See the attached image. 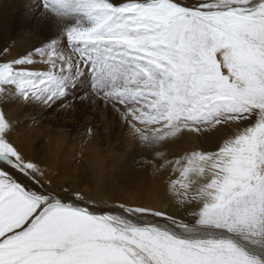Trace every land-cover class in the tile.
<instances>
[{
  "label": "snow or ice",
  "instance_id": "obj_1",
  "mask_svg": "<svg viewBox=\"0 0 264 264\" xmlns=\"http://www.w3.org/2000/svg\"><path fill=\"white\" fill-rule=\"evenodd\" d=\"M28 16L43 39L0 48V264H264V0H35ZM86 76L168 206L101 208L14 138L10 105L50 110Z\"/></svg>",
  "mask_w": 264,
  "mask_h": 264
},
{
  "label": "rangeland",
  "instance_id": "obj_2",
  "mask_svg": "<svg viewBox=\"0 0 264 264\" xmlns=\"http://www.w3.org/2000/svg\"><path fill=\"white\" fill-rule=\"evenodd\" d=\"M11 1H24L30 5L35 2ZM2 3H8V0H0V4ZM0 22V27L6 24L2 20ZM14 39L15 37L9 41L5 35L0 36V48L7 46L13 54L21 51L22 49L15 47ZM89 84V77L81 79L67 99L50 110L41 107L38 109L39 106L27 107V112L23 111L24 116L13 117L9 108L18 124L14 138L23 149L25 147L24 151L30 157L41 162V165L49 170L57 185L76 189L86 198L91 196L101 208L117 201L157 207L168 206L169 199L163 177L154 175L151 169L137 162L140 157L131 154L114 114L110 109L105 110L102 103L94 102ZM17 107L20 108L18 105ZM21 108L25 109L22 106ZM29 112H32V115L25 116ZM89 128L93 129L94 136L88 135ZM194 135L192 139L172 146L171 151L178 153L181 148L198 145L200 141ZM214 142V137H209V143ZM94 184L97 186V192L92 189ZM155 200L159 203L154 204ZM170 210L177 211L175 207Z\"/></svg>",
  "mask_w": 264,
  "mask_h": 264
},
{
  "label": "bare ground",
  "instance_id": "obj_3",
  "mask_svg": "<svg viewBox=\"0 0 264 264\" xmlns=\"http://www.w3.org/2000/svg\"><path fill=\"white\" fill-rule=\"evenodd\" d=\"M32 1V0H31ZM33 4V3H32ZM30 4L25 3L22 1L21 3L16 1L8 0V3H2L0 4V20L5 22L6 24H3L0 27V36L5 35L6 39L11 41L14 39V45L17 49H22L23 51L27 48H29L30 45L37 44V42L42 38L37 36L34 32H32V26L29 23V8ZM2 22V23H3ZM1 23V22H0ZM30 32L32 34H30ZM21 50V51H22ZM19 51V50H18ZM16 53V52H15ZM38 108V106H36ZM42 108V107H41ZM40 109V107L38 108ZM10 110L12 112L13 117H17L18 115L24 116V112L26 109H22L17 107V105H11ZM27 112V110H26ZM25 112V113H26ZM36 113V112H35ZM39 113V112H38ZM37 114V113H36ZM32 112L27 113L25 116H31ZM15 134V133H14ZM194 135V134H193ZM59 136V135H58ZM194 137H196L194 135ZM193 137V138H194ZM20 138V137H19ZM23 138V137H22ZM33 138V137H32ZM36 138V137H35ZM59 138V137H58ZM61 138V137H60ZM30 139V138H29ZM192 139V137H191ZM215 139V138H214ZM35 140V139H34ZM189 140V139H188ZM211 140V139H210ZM20 141V140H19ZM22 141V140H21ZM193 141V140H192ZM195 141V140H194ZM199 141V138H198ZM186 142V141H185ZM191 142V141H188ZM197 142V139L196 141ZM33 143V142H32ZM52 143V142H51ZM57 143V142H56ZM54 144V143H53ZM184 144V143H183ZM188 145V144H187ZM179 147V146H178ZM33 148V145H32ZM31 148V149H32ZM25 149V147H24ZM179 149V148H178ZM27 150V148H26ZM30 150V148L28 149ZM209 150H213L209 148ZM39 153V152H38ZM40 154V153H39ZM31 155V154H30ZM48 155V154H47ZM48 157V156H47ZM42 164V163H41ZM76 167V166H75ZM95 167V164H94ZM101 168V167H100ZM89 169V168H88ZM95 170V169H94ZM131 170V169H130ZM79 171V170H78ZM100 173V172H99ZM94 180V178H93ZM98 182V181H97ZM93 184V181L91 182ZM98 184V183H97ZM96 184L92 185L93 191H96ZM98 190V189H97ZM105 190V189H104ZM92 191V190H90ZM100 193V192H99ZM93 195V194H92ZM94 197V195H93ZM99 199V198H97ZM154 204H158L159 202L155 200L153 202Z\"/></svg>",
  "mask_w": 264,
  "mask_h": 264
}]
</instances>
